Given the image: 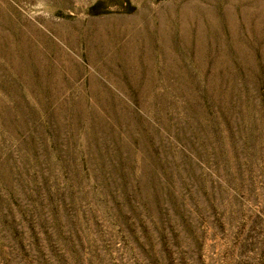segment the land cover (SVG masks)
Returning a JSON list of instances; mask_svg holds the SVG:
<instances>
[{"label": "rangeland", "instance_id": "1", "mask_svg": "<svg viewBox=\"0 0 264 264\" xmlns=\"http://www.w3.org/2000/svg\"><path fill=\"white\" fill-rule=\"evenodd\" d=\"M0 264H264V0H0Z\"/></svg>", "mask_w": 264, "mask_h": 264}]
</instances>
